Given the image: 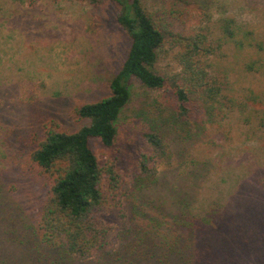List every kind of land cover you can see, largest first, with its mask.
<instances>
[{"label": "rangeland", "instance_id": "rangeland-1", "mask_svg": "<svg viewBox=\"0 0 264 264\" xmlns=\"http://www.w3.org/2000/svg\"><path fill=\"white\" fill-rule=\"evenodd\" d=\"M141 2L157 24L209 38L218 49L205 65L226 87L223 107L183 140L168 124L172 97L129 82L115 145L92 140L91 149L101 164L114 158L122 172L134 173L138 134L152 126L164 132L171 158L119 210L135 207L145 219L139 223L154 219L161 230L177 216L198 222L194 238L201 249L214 250L215 264H264V0ZM118 9L112 0H0V233L16 228L26 247L46 197L29 169L31 137L53 125L75 131L85 121L74 110L109 94L130 42L116 24ZM168 38L154 66L165 77L179 71ZM113 214L105 211L103 220L118 222ZM0 244V256L12 263L24 247L1 235Z\"/></svg>", "mask_w": 264, "mask_h": 264}, {"label": "trees", "instance_id": "trees-1", "mask_svg": "<svg viewBox=\"0 0 264 264\" xmlns=\"http://www.w3.org/2000/svg\"><path fill=\"white\" fill-rule=\"evenodd\" d=\"M14 1L34 5L38 0ZM112 1L119 8L116 24L130 41L126 57L110 80L109 94L74 110L84 125L72 132L48 126L40 136L31 137L29 169L46 189V197L34 239L27 247L26 238L17 235L16 228L0 233L7 243L24 246L13 263L0 256V264H215L214 255L210 256L214 250L201 249L194 238L199 233L198 222L177 216L161 230L154 219L141 224L145 219L137 216L135 207L119 210L137 186L141 189L154 179L160 161L170 160L164 132L151 126L138 134L135 172L131 174L122 172L114 158L101 164L90 143L96 140L105 148L115 145L117 122L130 99L131 80L170 95L174 112L168 124L183 140L195 137L191 127L196 123L203 127V117L213 119L223 107L225 81L212 77L205 65L218 48L203 33H174L170 24H157L141 0ZM166 35L177 49L179 66L170 77L154 70L157 50ZM196 118L202 120L195 122ZM1 204L0 200L4 213ZM105 211H113L118 222L106 223ZM211 213L217 214L216 210ZM208 218L216 227L214 218ZM13 219L9 220L12 225Z\"/></svg>", "mask_w": 264, "mask_h": 264}]
</instances>
